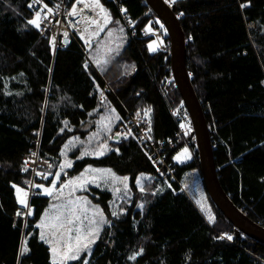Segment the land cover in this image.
<instances>
[{"label": "trees", "instance_id": "16d2710c", "mask_svg": "<svg viewBox=\"0 0 264 264\" xmlns=\"http://www.w3.org/2000/svg\"><path fill=\"white\" fill-rule=\"evenodd\" d=\"M30 1L0 0V264H52L51 248L37 227L51 198L37 189L39 198L31 200L26 218L13 187L27 188L33 177L24 155L35 147L34 139L42 132L40 155L52 161L51 172H56L69 140L82 141L100 131L112 109L119 121L101 139L108 152L84 155L82 145L73 147L67 171L75 176L87 166L111 168L128 176L133 197L113 216V194L98 187L88 191L110 223L100 231L91 255L67 264H85L86 259L87 264H264V243L234 226L208 190L213 224L182 189L184 175L203 172L202 163L192 141L197 140L194 126L189 136L180 134V115L190 114L175 86L172 50L149 49L152 37L144 32L151 22L163 20L147 1L116 0L133 32L126 29V46L103 69L93 61V49L86 54L74 40L54 55L49 39L28 23L35 16ZM43 1L54 7L57 3ZM100 1L112 22L124 24L114 0ZM167 6L186 39L187 71L210 131L221 188L242 213L264 227V0H177ZM250 23L255 28L248 29ZM145 108L151 109L153 138L167 147L164 153L177 181L164 179L166 169L154 164L136 135L112 140L127 129L129 114ZM187 147L194 158L175 163L174 157ZM141 175L150 178L144 191L137 184ZM222 235L232 239H219ZM25 246L28 252L21 255ZM141 249L135 260L129 259Z\"/></svg>", "mask_w": 264, "mask_h": 264}, {"label": "rangeland", "instance_id": "374dc122", "mask_svg": "<svg viewBox=\"0 0 264 264\" xmlns=\"http://www.w3.org/2000/svg\"><path fill=\"white\" fill-rule=\"evenodd\" d=\"M103 8H105L104 12H102V14H100V16L98 17V20L95 21L91 25V27L89 29V34H88V35H90L96 39V45H94V47L92 48L93 50H92V52H90V55H91L93 61L95 62V64L98 65L101 69L106 68L109 65V63L112 62L113 59H115L117 56H119L121 54L124 46H126V44H127V39H128V34H127V30H126L127 28H125L124 24L121 21H117L115 23L112 22V15L110 14L108 8H106L105 6ZM105 15H107V20L105 19ZM33 19H35V16L33 17ZM41 19H42V15L40 14L39 23L41 22ZM155 23H156V25H155ZM35 28L39 29L40 24H39L38 28L37 27H35ZM149 29H150V31H149ZM109 33H111V34H109ZM144 33L146 34V36L152 37V40L150 41L149 45L152 44L153 47L156 48V51L160 50L161 48L166 49V50H170V51L172 50V44L167 39V35H168L167 29L165 28V26H164L163 22H161V20L156 21L154 23L151 22L147 26ZM156 51H151V52L153 53ZM98 60L101 61V63L98 64L97 63ZM146 109H148V108L141 109L138 112L143 113V112H145ZM151 114H152V112H150L147 115V117H149L150 120H151ZM107 115L108 116H106L105 119H102L101 123L103 125H108L110 127V131L108 129L105 130L103 128L104 126H102V127H100V131L96 132L99 135H94V134H96V133H94L82 141H81V139H77V138H73L72 140H69V141H73V143L69 146L66 153H64L65 156L63 158V161L60 164L65 163L66 161H70L72 164V161L69 159V157H67V153L69 152L70 149H72L73 147H78L79 145H82L83 152H85V150H87L89 153H93V154H89V155H95L94 153H95L96 149L98 148L99 144H102L101 139L103 138V135L105 134V132H107V134L109 136V134L111 132H113L112 127L114 125H116L119 121V119H116V117H119V116L117 115V113H115L114 109H112V111L110 113H107ZM179 115H180V113H179ZM187 116H188V113L186 111L183 112V115L182 114L180 115V117L182 119L181 125H184L183 128L186 131L185 134L187 133V135L188 134L190 135L191 130H193V123H192L191 117L190 116L187 117ZM119 137H121V136H119ZM187 138H189V137H187ZM187 138L184 137V139H187ZM109 140H111V139H109ZM192 141H191V144H193ZM103 143H107V142H103ZM187 149H188L190 158L181 157V160L175 159V157L183 151V149H182V151H180L174 157L175 163H177L179 165H183V164L191 161L194 158V154L192 153V151H190V149L188 147H187ZM108 150H109V147H108ZM108 150L106 152H108ZM95 156H97V155H95ZM68 169L69 168H65L63 172H60V168L58 167L56 172H60L59 179L56 180V177H55L51 180L52 182H53V180H56V185H55V190L53 191V194L51 196L46 195V196H49L51 198L50 207H48V209L46 211V213H48L49 216L54 215L56 213V211L58 210V206L67 205V207L65 209H63L64 216H65V218H67L69 215L67 209L71 207V205H68V201L69 200H77V199L83 200L85 198L89 203L84 205V207L87 209V212L84 213L83 215H87L89 217H92L93 216L92 210L94 208H98L100 211H102L101 206H99V204L95 203L92 200L90 194L88 193V191H90L92 187H97V184L99 185L98 188L109 190V192H111L113 194V198H112V201L110 204L112 206L113 212L117 213L119 211V208L121 207V204L126 202V201H131V199L133 197L132 191H131L132 188L130 187L129 180L127 181L128 191H127V194H125L123 184H120L118 182H112L110 180V178L102 175V172L104 170H111V173H113L118 178L128 177V176H121V175L116 174L111 168H104L101 166L100 167L87 166V168L85 170L76 174L75 176H70L69 172L67 171ZM88 169L99 170V171H94V172L93 171H87ZM50 172H51V170H50ZM82 173L85 175L86 178L88 177V174H92L93 176L96 177V180L93 183H88V184L84 185V190H81L80 187H77L74 185H69V187L63 188L62 193L59 191L61 189L62 185L68 184L70 180H75L76 178L80 177ZM63 175H66V178H68V179L62 180V178L64 177ZM47 177L50 178L51 174L48 173ZM91 179L92 178H89V180H91ZM149 179L150 178L147 175H141L140 177H138V180L140 181L139 184L137 183L139 189H141V186L143 187V185H145V183L148 182ZM51 181L49 180L47 183H45L43 181H37L36 185H42L43 187H51L52 186ZM29 184H30V182L28 183L27 188L21 187V186H17V187L24 189L29 194V190H28L30 187ZM181 185L183 187L182 189H184L187 192V194H189V196L191 197L193 202H195L197 207L200 209V211L206 217L207 221L210 224H213L216 220V215L214 214L215 211H214L213 205H212L211 201H209L210 198H209L208 193H207V188L205 185L203 172H201L199 170H194L193 172L192 171L187 172L184 175V179L182 180ZM73 188H75V191H73ZM116 188H119L120 191L116 192L115 191ZM40 189L43 192V188H40ZM27 203L29 205V195L27 196ZM139 205L144 206V204H141V203H139ZM139 205H138V208L143 209V208L139 207ZM201 205L204 206L203 211L201 210ZM20 209H21V211L24 210L22 215L26 216V214H27L26 210L28 212L29 208H25L21 205ZM77 211L79 213V209ZM83 215L81 216L82 220H83ZM209 215H211L214 218V220L212 222L209 221V218H208ZM44 216H45V214H44ZM44 216H43V218H44ZM106 217L107 216L104 214V218L108 221V223L101 225L100 231H102L103 228L110 223L109 219ZM95 218L97 220H99V217H95ZM79 223L80 222H74L72 227L79 225ZM83 223H84V225H87L86 220L83 221ZM41 231H42V229L40 230V232ZM100 233L101 232H99V236H100ZM98 238L96 239V241L98 240ZM48 239L52 240V237L49 236ZM96 241H95V243H96ZM53 243H55L54 240H53ZM94 244L90 245L89 250L81 252L79 258L76 260H79L80 258H82L84 253H87V256L91 255L92 250L95 246ZM51 247H52V244H51ZM87 260L88 259H86V261ZM68 262H70V261H68Z\"/></svg>", "mask_w": 264, "mask_h": 264}, {"label": "built area", "instance_id": "2783aa9c", "mask_svg": "<svg viewBox=\"0 0 264 264\" xmlns=\"http://www.w3.org/2000/svg\"><path fill=\"white\" fill-rule=\"evenodd\" d=\"M114 1L118 6L117 8L123 19L124 26L132 33L133 23L127 18L124 8L120 7L116 0ZM164 2L167 5L169 4L168 0H164ZM99 3L103 8L104 6L100 0ZM30 4H32V7L30 8L31 11H34L35 13L39 11L42 15L41 22L39 23V32L42 37L49 39V45L52 48L51 50H53L54 55H56L60 49L65 48L71 40L80 42V45L82 46L81 49H83L86 54H89L94 45H96V39L88 34L91 25L98 20V17L102 12L99 8L95 7L93 0H57L55 7L50 6L43 0H40L39 3H36L35 0H31ZM49 8L51 9V12L48 11ZM73 8H75V15H70ZM249 28H255L254 23H250L248 25V29ZM65 33H67V36L64 35ZM81 37H83V39ZM67 39L69 42H66ZM90 61L89 58L87 64H90ZM170 84H172L171 80L168 81L167 85ZM175 86H177V84H175ZM151 123L152 121L149 117L144 115V112H141L139 116H137V114H129L126 130H129L131 134L136 135L138 143L141 147L146 149L145 151L148 152L154 164L164 166L166 169L163 176L164 179L177 181L175 169L172 164L168 163L169 161H167L164 153L167 147H165L164 142L156 141L153 138V125H151ZM149 128L151 129L150 131ZM185 132V129L181 128L180 134H185ZM41 133L32 142L35 144V147L24 155L26 169L31 171L33 175V181H31L30 188L28 189L30 202L32 199L39 198L37 188L33 187V185H36L37 183L35 180L44 179V176H47L53 167L51 160L43 159L40 155ZM123 134L124 131L115 133L112 140L115 142L122 141ZM193 142H197L196 138L193 139ZM169 145L172 146L171 141L169 142ZM37 173H40V175Z\"/></svg>", "mask_w": 264, "mask_h": 264}, {"label": "snow or ice", "instance_id": "6c2138e0", "mask_svg": "<svg viewBox=\"0 0 264 264\" xmlns=\"http://www.w3.org/2000/svg\"><path fill=\"white\" fill-rule=\"evenodd\" d=\"M36 3H39L40 0H35ZM170 4H175L177 0H168ZM93 3L95 7L99 8L101 12H104V9L101 7L99 0H93ZM30 8L32 7V4L28 5ZM244 7V5H242ZM49 12H51V9H48ZM70 15H75V8H73V11L70 13ZM105 19L107 20V15H105ZM39 21H40V12L37 11L35 13V19H31L28 21L29 24L39 27ZM150 31V29H149ZM111 34V33H109ZM67 36V33L64 34ZM83 39V37H81ZM149 49L151 51H156V48L153 47L152 44L149 45ZM97 63H101V61H97ZM87 67V65H85ZM134 67V66H133ZM22 75V74H21ZM151 112V109H146L144 112V115L147 116ZM140 113L137 112V116H139ZM116 119H119V117H116ZM65 124L67 122L65 121ZM110 131V127L108 125L104 126ZM183 128L184 125H181ZM151 129L149 128V131ZM187 134V133H186ZM94 135H99L98 133ZM111 139V137H109ZM73 143V141H69L68 144L65 145V151L69 148V146ZM108 150V144L102 143L99 144L98 148L95 151V155L102 156L105 154V152ZM84 155H89L93 153H89L87 150L83 153ZM181 157H187L190 158L189 152L187 148H184L183 151L175 157L177 160H181ZM72 166L70 161H66L65 163H62L59 165L60 172H63L65 168H70ZM87 171H99V170H93L88 169ZM60 172H57L55 174L56 180L59 179ZM40 175V173H37ZM102 175L105 177L110 178L112 182H118L120 184H123L125 194H127L128 191V177L118 178L113 173H111V170H104L102 172ZM44 179H47V176H44ZM56 180H53L51 187H43L42 185H33V187L37 188H43V194L51 196L53 194V191L55 190ZM96 180V177L93 176L91 180L87 179L85 175L82 173L80 177L76 178L75 180H70L68 184L62 185L61 189L59 190L62 193V190L64 187H69V185H74L77 187H80L81 190H84V185L88 183H93ZM137 183L139 184L140 181L138 180ZM13 187L16 189L17 192V199L18 202L25 208H29V205L27 203V196L28 193L22 189L17 187L16 185H13ZM97 187L99 185L97 184ZM141 191H143V187L141 186ZM73 191H75V188H73ZM116 192H119L120 189L116 188ZM155 194V193H153ZM89 203L86 198L83 200L77 199V200H69L68 205H71L70 208H68V217L65 218L64 211L67 207V205H60L58 206V210L54 215L49 216L48 213H45L44 218H42L41 222L37 225L38 228L42 229L40 234V239L44 240L47 243L52 244L51 252L53 255L52 264H67L68 261L76 260L79 258L80 253L83 251H87L90 248L91 244H94L96 239L99 237V232L101 230V225L108 223V221L104 218V214L102 211H100L98 208H94L93 216L89 217L87 215H83L87 212V209L84 207L85 204ZM139 207L143 208V205H139ZM79 209V213L78 210ZM201 210H204V206L201 205ZM17 215H20V212H17ZM28 215H31V211L28 212ZM83 215V220L81 219V216ZM113 216H116L117 213L113 212ZM95 217H99V220H97ZM209 221L212 222L214 218L209 215ZM87 221V225H84L83 221ZM74 222H80L79 225L72 227ZM74 233V234H73ZM51 236L52 240H49L48 237ZM219 239H225L228 240L232 239L231 235H222L218 237ZM53 240L55 243H53ZM26 245V242H25ZM28 252V248L25 246L22 249L21 255ZM142 253V249L140 252L134 253L129 257L130 260H135L138 255ZM85 264H87V261H85Z\"/></svg>", "mask_w": 264, "mask_h": 264}, {"label": "water", "instance_id": "95a60500", "mask_svg": "<svg viewBox=\"0 0 264 264\" xmlns=\"http://www.w3.org/2000/svg\"><path fill=\"white\" fill-rule=\"evenodd\" d=\"M148 7L160 17L165 23L172 41V63L175 82L182 94L184 103L189 111L197 137L198 150L202 163V170L206 188L218 205L223 214L234 226L253 239L264 243V227L249 219L231 201L229 196L221 188L218 176L216 175L214 146L211 140L210 131L205 123V117L201 105L192 87L191 78L187 71L185 50L186 39L176 15L167 6L164 0H146ZM66 42H69L67 39Z\"/></svg>", "mask_w": 264, "mask_h": 264}, {"label": "crops", "instance_id": "0c3cea01", "mask_svg": "<svg viewBox=\"0 0 264 264\" xmlns=\"http://www.w3.org/2000/svg\"><path fill=\"white\" fill-rule=\"evenodd\" d=\"M122 131H124V134H123V138H122V140H124V139H127V138H129L130 137V135H131V133L129 132V130H126V129H124V130H122ZM119 132V131H118ZM117 133V132H116ZM86 169V168H85ZM57 172H50V174H51V177L50 178H47V179H42V180H38V181H43V182H45V183H47L49 180L51 181L53 178H55L56 176H55V174H56ZM74 176V175H73ZM93 177V175L92 174H88V179L89 178H92ZM64 179H68V178H64ZM62 180H63V178H62ZM61 180V181H62ZM52 182V181H51ZM59 185V184H58ZM39 190H41L40 188H38ZM41 193H42V195H43V192H42V190H41ZM30 200H29V207H30ZM28 212H29V210H28ZM28 214V213H27ZM41 230V229H40ZM48 245H49V247L51 248V244L50 243H48ZM52 254V253H51ZM52 259H53V255H52ZM51 259V260H52Z\"/></svg>", "mask_w": 264, "mask_h": 264}, {"label": "bare ground", "instance_id": "6f19581e", "mask_svg": "<svg viewBox=\"0 0 264 264\" xmlns=\"http://www.w3.org/2000/svg\"><path fill=\"white\" fill-rule=\"evenodd\" d=\"M35 13V12H34ZM84 55V54H83ZM84 58H86V57H84ZM91 59V58H90ZM84 66H85V64H84ZM31 181H33V177L31 178V180L29 181L30 182V184H31ZM29 184V185H30ZM30 188V187H29Z\"/></svg>", "mask_w": 264, "mask_h": 264}]
</instances>
